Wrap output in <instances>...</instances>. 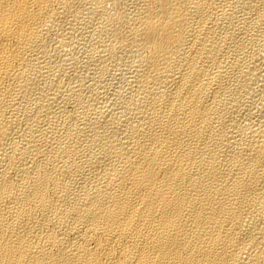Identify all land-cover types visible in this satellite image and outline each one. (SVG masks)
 I'll list each match as a JSON object with an SVG mask.
<instances>
[{
    "label": "bare ground",
    "instance_id": "6f19581e",
    "mask_svg": "<svg viewBox=\"0 0 264 264\" xmlns=\"http://www.w3.org/2000/svg\"><path fill=\"white\" fill-rule=\"evenodd\" d=\"M0 264H264V0H0Z\"/></svg>",
    "mask_w": 264,
    "mask_h": 264
}]
</instances>
